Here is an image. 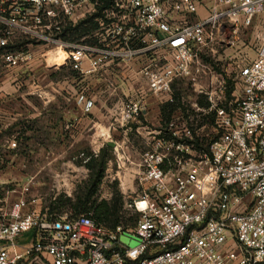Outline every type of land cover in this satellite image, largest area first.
I'll return each mask as SVG.
<instances>
[{"label": "built area", "instance_id": "obj_1", "mask_svg": "<svg viewBox=\"0 0 264 264\" xmlns=\"http://www.w3.org/2000/svg\"><path fill=\"white\" fill-rule=\"evenodd\" d=\"M102 7L101 0H0V64L28 69L33 50L44 48L55 60L64 54L51 66L68 68L75 82L104 74L120 81L108 83L115 93L129 86L117 119L145 147L126 207L139 221L115 230L85 215L49 214L37 199L0 197V264H264V37L255 58L238 66L232 89L198 79L203 50L250 27L264 0ZM89 19L92 33L71 39L69 29ZM185 81L196 99L181 96L170 116L161 108L156 115L154 104L173 103ZM89 93L78 94L86 114ZM123 149L115 147L118 171L132 162ZM123 234L138 245H124Z\"/></svg>", "mask_w": 264, "mask_h": 264}, {"label": "rangeland", "instance_id": "obj_2", "mask_svg": "<svg viewBox=\"0 0 264 264\" xmlns=\"http://www.w3.org/2000/svg\"><path fill=\"white\" fill-rule=\"evenodd\" d=\"M226 35L227 39L224 44L204 49L200 56L201 67L198 79L200 83L204 85L212 83L221 86L226 84L229 88H233L237 78L238 66L254 59L262 43L264 37V12L254 19L250 27L234 28L229 30ZM37 49L39 50L40 48H35L33 51L36 52ZM55 53L56 52L49 51L46 58L48 65L53 63L52 57H55ZM43 63L46 65L45 61H43ZM5 72L6 74L8 72L13 73L14 70H10L0 64V75L5 74ZM71 75L72 77L76 76L71 74L68 68H64L50 73L49 78L56 82H63L66 78L69 79ZM31 80V78H26L20 79L19 81L22 85H26L28 84L27 82H31ZM111 81L113 80H109L106 76L103 78L101 102H99V104L101 103L100 106L106 112H110L111 115H113L112 117H115L124 101V96H119L118 92L115 93L113 88L108 87L109 82H114V85L117 87L120 81L118 79H114L113 82ZM23 90L24 87L21 88V91ZM26 91L28 92V90ZM90 93H93V91ZM195 95L196 93L194 92L192 82L185 81L176 87L175 96H183L188 104L196 99ZM154 105L157 115L161 105ZM26 127L33 133L32 124L28 122L26 123ZM25 138H27L26 149L21 152V156H23L22 162L8 168H0V182H2L0 184V197L3 200H6L7 203H14L20 199H37L41 206H48L51 200L53 201L61 196L71 198L73 202H75L80 195L85 193L92 173L83 162L85 158L82 157V153L94 154L91 150H85L86 148L81 150L77 149L71 153L50 150L39 151L30 148L28 144H46V142H49L46 138H44L46 139L44 140L40 139L39 136H37V138L33 136L30 141L28 140L29 136ZM127 144L129 147L128 149L126 146L123 147L126 154L128 156H133L132 153H134V150L130 145L134 144L133 147L137 150L136 152L139 155H135L134 153L135 157H133L135 159L139 157L140 159V155L144 151L141 137L137 134H135V136H130ZM103 149L107 158V166L104 172L103 183L98 187L97 194L94 198L99 201H110L116 190L122 194L120 182H118V179L115 180L113 178L116 175L115 172L118 171L117 167L114 165L118 153L115 148L109 146H105ZM122 152L123 151L120 149L121 154ZM123 197L125 209L132 214L133 211L126 208L127 205L131 203L132 195L128 194ZM71 209L70 206H66L65 211L68 212L66 213H73ZM32 237V233L26 234L21 238V243L28 242ZM121 241L131 249L138 245L136 239L124 234L121 237Z\"/></svg>", "mask_w": 264, "mask_h": 264}, {"label": "crops", "instance_id": "obj_3", "mask_svg": "<svg viewBox=\"0 0 264 264\" xmlns=\"http://www.w3.org/2000/svg\"><path fill=\"white\" fill-rule=\"evenodd\" d=\"M44 51L45 49L41 48L36 50L28 69L0 75V168H8L22 162L21 152L26 149V136H29V141L33 136L49 141L46 144H28L30 148L39 151L71 153L86 148L85 150H91L97 155L105 146H126L128 149L127 141L130 136H135V133L119 125L117 116L112 117L113 115L99 104L105 75L91 76L78 83L71 75L63 82H56L49 78L50 73L65 67L55 69L48 63L45 65L43 61L47 62L48 53L44 54ZM26 78H31V82L22 85L19 80ZM23 87L24 90L21 91ZM126 87L129 86H119V96L128 93ZM84 88L88 92L93 91L89 93L94 100L89 114L84 113L78 98L79 92ZM143 121L144 119H141V122ZM28 122L33 125V133L26 127ZM135 127L136 125L132 126V129ZM133 146L134 144L130 145L135 155H139ZM133 156L130 155L132 162L116 171L113 177L120 182L123 196L132 195L135 191L134 179L140 159Z\"/></svg>", "mask_w": 264, "mask_h": 264}, {"label": "trees", "instance_id": "obj_4", "mask_svg": "<svg viewBox=\"0 0 264 264\" xmlns=\"http://www.w3.org/2000/svg\"><path fill=\"white\" fill-rule=\"evenodd\" d=\"M103 2L102 8H108L113 0H101ZM95 29V23L89 19L85 24L79 25L75 28H70V38L80 40L81 38L89 35ZM180 104V97L175 96L173 103H165L161 106V114L164 117L170 116ZM201 105L205 106L206 103L201 101ZM85 159L83 162L86 167L91 170V179L87 185L84 194L80 195L78 199L73 202L71 198L61 196L51 200L50 205H45L49 209V214L61 215L66 213V206H70L73 213L69 215L76 217L85 215L95 221L96 224L105 226L111 229L127 228L135 226L139 221L138 213H130L124 207V197L119 191H115L110 201L94 198L97 194L98 187L101 186L104 179V172L107 166V158L104 149L98 155L82 153ZM68 213V212H67Z\"/></svg>", "mask_w": 264, "mask_h": 264}, {"label": "bare ground", "instance_id": "obj_5", "mask_svg": "<svg viewBox=\"0 0 264 264\" xmlns=\"http://www.w3.org/2000/svg\"><path fill=\"white\" fill-rule=\"evenodd\" d=\"M56 57H57V60H55V57H52L53 62H56V64H58L63 60L62 58H64V54L61 52H58ZM51 65H53V63Z\"/></svg>", "mask_w": 264, "mask_h": 264}]
</instances>
